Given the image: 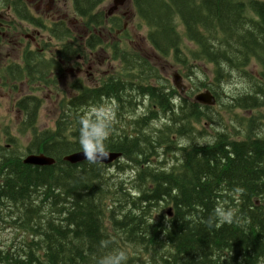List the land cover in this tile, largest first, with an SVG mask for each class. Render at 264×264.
<instances>
[{"label":"trees","instance_id":"1","mask_svg":"<svg viewBox=\"0 0 264 264\" xmlns=\"http://www.w3.org/2000/svg\"><path fill=\"white\" fill-rule=\"evenodd\" d=\"M106 1L73 0L74 12L88 32L84 47L89 50L107 43L100 31L104 27L113 33L124 32L125 16H108L100 9ZM0 4H11L15 19L47 30L52 39L63 42L55 53L57 61L55 57L46 61L42 51L28 49L24 67L6 68L9 78L26 75L31 82L44 81L52 69L62 71V62L81 54V47L66 42L73 34L66 20L48 26L29 11L16 8L18 0ZM131 4L148 28L146 38L155 51L164 58L171 56L188 70L189 78L200 64L211 65L212 85L197 79L194 88L184 94L170 85L168 90L154 82L151 85L148 79L156 80L159 69L140 52L121 51L115 41L110 48L123 65L121 75L104 77L93 87L75 83L76 94L63 103L55 129L37 126L39 96L32 93L18 100L23 114L19 133L31 135L25 154L44 153L56 162L26 164L23 153L0 144V216L5 214L4 222L24 233L19 249L0 251V264H111L116 251H121L119 239L128 245L123 246L126 258L122 264H264V137L248 135L239 140L221 131L211 142L178 146L181 160L170 171L154 169L151 160L157 147L172 150L174 134L191 136L195 123L212 120L208 111L214 107L194 100L202 86L218 103L224 94L221 87L240 78L246 88L231 95L234 103L229 108L264 107V0H132ZM178 22L184 26L183 34ZM184 37L194 47L184 45ZM253 60L260 67L257 73L248 69ZM133 96L149 99L152 108L131 124L137 134L103 141L105 150L123 152L126 167L136 171L133 190L113 189L110 185L122 183L106 179L107 165L71 164L64 156L82 150L79 119L97 122L89 109L105 101L119 108L133 105ZM160 113L168 120L156 130L158 139L152 140L142 129ZM249 122L253 132L259 123ZM105 123L117 129L113 122ZM118 169L124 166L119 164ZM110 195L116 197L113 206L107 201ZM169 209L172 216L165 212ZM106 212L117 237L107 227ZM228 213L229 219L222 220ZM130 248L138 254L149 253L152 261L131 259Z\"/></svg>","mask_w":264,"mask_h":264},{"label":"rangeland","instance_id":"2","mask_svg":"<svg viewBox=\"0 0 264 264\" xmlns=\"http://www.w3.org/2000/svg\"><path fill=\"white\" fill-rule=\"evenodd\" d=\"M112 4L113 0H107L103 5H101L100 9L108 12ZM36 6H38L39 10L37 17L40 18L41 16V19H43L48 26H51V24L57 20L59 21V19L66 20L73 32L72 38L68 39L66 42L71 44L73 43V45L81 47L82 52L80 57H82L83 60L81 58L80 60L74 59L71 63L62 62V71L52 69L50 74L44 76V81L31 82L30 79L26 77V75L20 79L9 78L6 73V68H8L10 65L24 67L26 65L25 52L28 49H39L44 54L42 57L46 59V61H50L52 57L56 56L55 53L61 48L63 42H58L55 39H52L47 30L35 28L31 24L18 21L13 15L7 16L11 19V23L13 24L10 29L5 31V35L8 34L6 37L2 36L3 34L0 35V144L4 146L8 145L10 151H14L15 148L16 152L19 150V153H23L22 155L24 156L27 152L26 147L31 136L30 133L27 135H20L19 133V127L21 121L23 120V114L17 107L18 100L32 93L39 96L42 99V105L39 112L37 126L41 130L55 129L56 122L59 120L61 115V108L64 106L63 103L76 94V91L73 90V85L75 83L79 81L84 86H95L99 84L102 77L104 78L113 74L121 75L120 72L123 68V65L119 59L113 56L114 53L110 48L111 45L115 43V41L120 43L121 51H126L132 54L140 52L143 56L150 60L152 65H155L159 69L160 75L156 80L151 78L148 79V83L151 85L154 82L158 85L164 86L166 90H168V85L175 87V74H179L183 78L182 83L186 85L188 90L194 88V82H196L197 79L212 85L213 73L211 65L200 64L198 68L194 67L196 68L194 69L196 74L191 73L190 75L192 78H189L187 76L188 70L176 63L171 56L164 58L155 51V49L148 43L146 38L148 28L142 24L130 2L127 3L124 9L121 8L117 13V15L125 16L123 19L124 32L121 34L113 33L110 35L109 32L101 29L100 31L103 32L102 35L105 34L104 37L107 43L101 46L102 49L98 47L92 54H89L88 50L84 47L85 36H87V32L80 19L74 12L73 0H52L51 2L45 0L43 3L35 1L31 5L32 12H35ZM6 13V7L1 6L0 14L5 15ZM178 24V30L183 34L184 26L181 22H178ZM183 41L184 45H186L188 48L194 47V45L188 42L185 37L183 38ZM78 54L79 53L75 55V58L78 57ZM54 59L57 61L58 58L55 57ZM56 61L53 62V67H55L57 64ZM77 61H79V63H77ZM82 66H84L82 73L72 69ZM248 69L253 73L260 71L258 62L253 60ZM141 76L144 79L146 77L144 74ZM137 77L138 76H135V78ZM201 88L202 90L199 92L209 90L204 86ZM221 88L224 90L222 98L219 99L218 103L213 109L208 111L212 120H202L199 123H195L192 126L194 128L192 138L191 136L181 135L180 137L178 134H174V148H176V145L189 146L194 142L197 144L211 142L213 141L216 133L221 131H225L232 138L239 140L247 139L248 135L264 137L262 136L264 135V107L250 111L235 107L229 108L231 103H234L232 101L231 95L235 94L236 92H243L246 88V84L241 82V79L239 78V81L232 80L231 84H227ZM235 89H237V91ZM130 99V101L133 102V105H127L122 108H119L114 102L105 101L101 106L89 109L91 114L90 116L96 117V123L104 126L108 131L107 137L122 134H137V132L132 131L131 124L149 111L150 101L146 98L144 101L143 97L134 96ZM164 118V114L160 113L158 119H153L154 121L152 120L150 126L144 127L142 132L145 133L150 139L157 140L159 135L156 134V130L162 129L168 120V117L165 119ZM250 119L256 120L259 123L258 126L255 125L253 132L250 131ZM105 122H113L117 126V129H114L113 126H108ZM194 136L196 137L194 138ZM189 139L190 141L188 142ZM195 139L197 140L194 141ZM16 143L18 144L17 147H15ZM173 146L170 149H172ZM153 148H156V142H154ZM174 148L171 151H168L169 153L171 152V155L167 154L168 152H165L166 146L160 149H158V147L156 148V155H153L151 159L152 163L154 164L153 167H155L154 169L162 168L166 169V171L171 170L172 165L174 166L179 161V156L181 157L180 152H178V147L176 149ZM172 151L174 152L172 153ZM164 152L166 153V156L163 155L165 154ZM177 152L178 154H176ZM172 155H175V157H172ZM159 162H162V164ZM119 164L124 167L127 165L125 160L121 158V160L107 166L106 168V171L109 172L108 175L106 174V179L108 181L118 184L122 183L120 186L110 185V187L115 189L124 186L127 189L133 190L131 186L134 184L133 176L135 175L136 171L134 169L131 170L127 168L124 170H119ZM115 200L116 197H111L110 195L107 201L113 202V206L116 204L114 203ZM167 211L168 210L165 212ZM105 215V222L107 223L110 233L113 237H117V234L110 227L108 222L109 212H106ZM22 235H24L22 231L15 230L6 223L0 224V250H12L13 248V250H16L17 248L19 249L20 244H22L21 241L24 240V238H20ZM25 237H28V234H25ZM112 239L113 243H111V245L114 246L116 243L114 242V238ZM117 246L121 251H123V246L128 245H124L119 239ZM148 254L149 253L147 252L138 254V250L132 248H130L128 252V255L131 257V259L141 262L145 261L147 263L152 261L150 260V256ZM137 263L139 264L140 262Z\"/></svg>","mask_w":264,"mask_h":264},{"label":"water","instance_id":"3","mask_svg":"<svg viewBox=\"0 0 264 264\" xmlns=\"http://www.w3.org/2000/svg\"><path fill=\"white\" fill-rule=\"evenodd\" d=\"M128 1L130 0H113V4L109 9L108 14L112 15L113 13L118 11L121 7H123ZM182 81L183 78L179 74L174 75L175 86L177 87V89L180 90L181 93H185L186 85H184ZM195 101L206 106H215L217 103V98L210 90H206L204 92L198 93L195 96ZM106 152L108 153V156L96 162L110 164L115 160L119 159V157L122 155V153L119 152H112V151H106ZM97 157L98 158L100 157L99 153H97ZM64 160L72 164L88 161L86 160V157L82 151L71 153L65 156ZM24 162L27 164L38 165V166H50L53 165L56 162V160L53 157L40 153V154L27 155L24 159ZM169 215H172V213L169 212Z\"/></svg>","mask_w":264,"mask_h":264},{"label":"clouds","instance_id":"4","mask_svg":"<svg viewBox=\"0 0 264 264\" xmlns=\"http://www.w3.org/2000/svg\"><path fill=\"white\" fill-rule=\"evenodd\" d=\"M79 124V143L86 160L89 162H96L102 158H106L108 153L105 151L103 141L107 137L108 131L105 127L92 122L86 117H81L79 119ZM97 153L100 154L99 158L97 157ZM230 216L231 213H228L227 215L222 216L221 219L227 220ZM125 258V253L117 250L111 264H122Z\"/></svg>","mask_w":264,"mask_h":264},{"label":"flooded vegetation","instance_id":"5","mask_svg":"<svg viewBox=\"0 0 264 264\" xmlns=\"http://www.w3.org/2000/svg\"><path fill=\"white\" fill-rule=\"evenodd\" d=\"M2 1H7V2H10V0H0V2H2ZM14 1H17V0H14ZM19 1V4H18V6H16V8L18 7L19 9H22V10H24V11H29V13L31 14V15H33L34 17H36V18H38L37 17V14H39V10H38V6H36V10H35V12L33 11H31V5L35 2V1H37V2H40V3H43L45 0H18ZM49 2H51L52 0H48ZM0 5H2V4H0ZM3 6V5H2ZM4 7H6V9H7V13L4 15V14H0V35L1 34H3L2 36H4V37H6L8 34H6L5 35V31H7L8 29H10L11 28V26L12 25H10L11 24V19L10 18H8L7 16H11V15H13L14 17H15V15L13 14V8H12V5L11 4H8L7 6H4ZM124 9V8H123ZM120 10V9H119ZM119 10L118 11H116L115 13H113L112 15H115V14H117L118 12H119ZM111 16V15H110ZM40 18H41V16H40ZM59 20H62V19H59ZM63 20H65V19H63ZM18 21H20V20H18ZM58 21V20H57ZM21 22H24V21H21ZM24 23H27V24H30V23H28V22H24ZM13 24V23H12ZM15 24V23H14ZM33 26V25H32ZM33 27H35V26H33ZM36 28V27H35ZM103 30H105V31H107V32H109V34L110 35H112L113 34V32H111V31H108V29L107 28H103ZM87 32V31H86ZM123 31L122 30H117L115 33L116 34H121ZM87 36H88V32H87ZM87 36H85V42H86V39H87ZM104 36H105V34H104ZM115 38V37H114ZM0 40H1V37H0ZM113 40H115V39H113ZM100 48L102 49V47L100 46ZM87 50H88V52H89V54H92V53H94L95 52V50L93 51V50H89L88 48H86ZM82 57H80V55H78V57L77 58H74V59H76V60H80ZM73 59V60H74ZM73 60H71V61H67V62H65V63H71ZM82 60H83V58H82ZM77 63H79V61H77ZM83 67L84 66H82V67H78V68H72L73 70H75V71H77V72H80V73H82V71L84 70L83 69ZM91 68V67H90ZM71 69V70H72ZM86 71H87V69H86ZM103 79V77L100 79V81ZM100 83V82H99ZM99 85V84H98ZM96 86V85H95ZM91 87H93V86H91ZM139 97H141V96H139ZM147 99V98H146ZM143 100L145 101V97H143ZM8 146V145H7ZM3 215H5V214H2V216ZM2 216H0V217H2Z\"/></svg>","mask_w":264,"mask_h":264},{"label":"bare ground","instance_id":"6","mask_svg":"<svg viewBox=\"0 0 264 264\" xmlns=\"http://www.w3.org/2000/svg\"><path fill=\"white\" fill-rule=\"evenodd\" d=\"M233 81H236V79H234ZM239 81V80H238ZM242 82V81H241ZM234 83V82H233ZM244 83V82H243ZM236 91H237V89H235ZM234 90V91H235ZM198 94V93H197ZM197 94H195V96L197 95ZM195 96H194V100H195ZM142 102V101H141ZM197 102V101H196ZM138 104V103H137ZM150 106V105H149ZM152 108V107H151ZM150 108V109H151ZM153 110V109H152ZM123 111V110H122ZM149 112H150V110H149ZM149 112H148V114H149ZM153 112V111H152ZM158 112V111H157ZM154 113V112H153ZM147 115V114H146ZM165 116V118L167 117L166 115H164ZM164 118V119H165ZM158 119V118H157ZM138 121H140V120H138ZM154 121V120H153ZM157 121V120H156ZM150 124H151V122H150ZM173 125V124H172ZM138 126H135V128H137ZM169 127H173L174 128V126H169ZM176 127H178V129H179V126H178V124L176 125ZM176 127H175V129H176ZM164 128V127H163ZM172 128V129H173ZM263 128V127H262ZM138 129V128H137ZM149 129V128H148ZM175 129H173V130H175ZM177 129V130H178ZM191 129H193V128H191ZM264 129V128H263ZM263 129H261V130H263ZM125 130V129H124ZM127 130V129H126ZM135 131H137L136 129H134ZM219 130V129H218ZM122 131V130H121ZM133 131V130H132ZM131 132V131H130ZM134 132V131H133ZM151 132V131H150ZM155 132V131H154ZM178 132V131H177ZM183 133H184V131H182ZM192 133L194 132V131H191ZM123 133V132H122ZM125 133V132H124ZM147 133V132H146ZM153 133V132H152ZM151 133V134H152ZM157 133V132H156ZM164 133V132H163ZM179 133V132H178ZM259 133H260V131H259ZM148 134V133H147ZM167 134V133H166ZM261 134V133H260ZM150 135V134H149ZM182 135V134H181ZM195 135V134H194ZM180 136V135H179ZM192 136V135H191ZM262 136H264V135H262ZM158 137V136H157ZM181 137V136H180ZM196 136H194V138H195ZM198 137V136H197ZM200 137V136H199ZM161 138V137H160ZM159 138V139H160ZM182 138H184V137H182ZM188 139V138H187ZM163 140V139H162ZM166 140H167V136H166ZM180 140V139H179ZM183 140H185V139H183ZM197 139H195L194 141H196ZM164 141H165V139H164ZM190 141V139L188 140V142ZM164 144H166V143H164ZM174 144L172 143V146H173ZM178 145H179V143H178ZM183 145H184V143H183ZM171 146V147H172ZM181 146V145H180ZM168 147V146H167ZM166 147V148H167ZM178 146L176 145V148H177ZM173 148H174V146H173ZM172 148V149H173ZM176 148H174V149H176ZM167 150V149H166ZM171 150V149H170ZM80 151H82V150H80ZM105 151H108V150H105ZM177 151V150H176ZM76 152H78V151H76ZM112 152H116V151H112ZM154 152V151H153ZM158 152V151H157ZM174 151H172V153H173ZM179 152V151H178ZM178 152L176 153V154H178ZM72 153H74V152H72ZM120 153V152H119ZM123 153V152H122ZM165 153V152H164ZM167 153V152H166ZM166 153L165 154H163L164 156H166ZM171 153V152H170ZM169 152L167 153V154H170ZM31 154H40V153H31ZM42 154H44V153H42ZM71 154V153H70ZM155 154V153H154ZM27 155H29V154H25L24 156H23V160L25 159V157L27 156ZM46 155V154H45ZM69 155V154H68ZM158 155H161V154H158ZM171 155V154H170ZM181 155V154H180ZM67 156V155H66ZM175 157V155H172V157ZM65 157V156H64ZM156 157H159V156H156ZM177 157V156H176ZM121 158H123V155H121L120 157H119V159H117V160H115L114 162H112V163H110V164H105V163H102V162H94V163H102V164H105V165H107V166H109V165H112V164H114L115 162H118L119 160H121ZM166 158V157H165ZM179 158H180V156H179ZM124 160H125V158H123ZM160 159V158H159ZM175 159V158H174ZM166 160V159H165ZM169 160H171V159H169ZM180 160H181V158H180ZM126 161V160H125ZM161 161V160H160ZM167 161V160H166ZM165 162V161H164ZM168 162V161H167ZM25 163V162H24ZM81 163V162H80ZM157 163H158V161H157ZM161 163V162H160ZM178 163V162H177ZM176 163V164H177ZM27 164V163H26ZM72 164V163H71ZM78 164V163H77ZM132 163H129V165H131ZM128 165V166H129ZM157 165V164H156ZM160 166V165H159ZM173 166V165H172ZM131 167V166H130ZM174 167H175V165H174ZM125 168H127L128 169V167H124V169ZM123 169V170H124ZM131 169V168H130ZM172 169V168H171ZM121 172V171H120ZM124 173V172H123ZM133 177H135V175L133 176ZM7 203V202H6ZM12 208V207H11ZM169 212H171V209H169L168 211H167V214L169 215ZM172 213V212H171ZM49 215V214H48ZM51 215V214H50ZM49 215V216H50ZM2 216V215H1ZM52 216V215H51ZM169 216H172V215H169ZM4 217H5V215H3L2 217H1V219H0V224H2V223H5L4 222ZM49 218V217H48ZM18 237V236H17ZM21 237V236H20ZM23 238V237H22ZM20 240V239H19ZM38 240V239H37ZM21 241V240H20ZM19 241V242H20ZM0 251H3V250H0Z\"/></svg>","mask_w":264,"mask_h":264}]
</instances>
